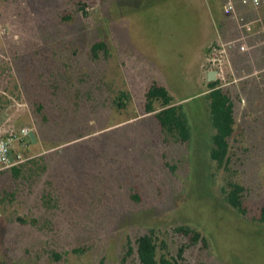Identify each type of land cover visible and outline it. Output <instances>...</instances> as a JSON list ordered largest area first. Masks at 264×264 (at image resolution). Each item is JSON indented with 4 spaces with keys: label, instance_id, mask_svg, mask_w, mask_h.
<instances>
[{
    "label": "rangeland",
    "instance_id": "obj_1",
    "mask_svg": "<svg viewBox=\"0 0 264 264\" xmlns=\"http://www.w3.org/2000/svg\"><path fill=\"white\" fill-rule=\"evenodd\" d=\"M206 2L0 0V95L11 101L0 138L23 128L37 137L36 144L15 141L14 165L0 171V264H139L135 240L149 233L164 246L159 257L171 260L185 247L175 264H264V74L257 65L264 53L255 52L248 72L236 71ZM243 13L262 22L254 36L264 45V6ZM99 42L107 53L95 60ZM211 71L239 97L221 165L210 158ZM50 78L57 102L39 113L31 93L51 91L29 85ZM154 82L188 114V144L165 140L154 118L160 103L145 114ZM122 91L129 99L118 107ZM56 144L77 147L35 183L14 178L12 168H27ZM230 184L245 188L243 212L226 201ZM179 228L197 232V244Z\"/></svg>",
    "mask_w": 264,
    "mask_h": 264
},
{
    "label": "trees",
    "instance_id": "obj_2",
    "mask_svg": "<svg viewBox=\"0 0 264 264\" xmlns=\"http://www.w3.org/2000/svg\"><path fill=\"white\" fill-rule=\"evenodd\" d=\"M207 3L217 29L220 32L221 36H223L222 39L224 40V44L219 45V47L223 46V49L227 51L229 59H231L235 64L236 71L242 73H246L245 71L248 72V69L251 70L250 66H253V60L257 55L255 52L262 51L264 53V45L261 44L255 37V31L258 32V30L262 29L263 27L260 20L251 19L248 13L244 14L243 12L248 10H258L260 8L251 9L237 6V17H231L224 13L223 2L221 4L222 10L220 9L217 0H207ZM221 11H223L225 19H227L228 24H230L232 27H224L221 20L225 19H222L223 17L221 16ZM239 17L243 18L245 23H252L251 31L247 34V43L251 48L250 53H242L240 51V42L238 41L241 36V31L239 29L238 23ZM253 23H257L256 28H254ZM101 50L107 53V47L105 43L99 42L95 43L92 46L93 59L97 60L99 58V53L101 52ZM257 65H259L260 73L264 74V60L260 61ZM207 86L209 93L206 95V99L208 101L209 118L214 130V134L211 140L210 158L211 160L221 165L227 158L230 144L229 140L235 132V126L237 123L236 101H239V97L233 96L228 89L222 88L218 79L216 81L209 82ZM21 87L22 90L26 89V85L23 82ZM29 87L32 90L45 89L51 91L48 94L31 93L32 96L30 100H32V105L37 108L39 113L45 110L48 106L52 105L53 101H56L58 87L54 85V81L52 78H50V80L31 84L29 85ZM128 99L129 93L127 91H122L116 98L115 104L118 107H121L126 103ZM157 103L161 104V110L154 114V118L159 125V130L165 135V140H168L169 137H171L173 140L181 144L186 145L191 142L192 128L189 122L188 114L184 111L183 105L179 101H177L176 97L167 87L154 82L150 85L145 93V114H151L156 111L155 105ZM10 104L11 101L7 97L0 95V116ZM46 121L47 118L45 119V122ZM42 132L43 130L39 129L38 137L40 135H43L41 134ZM72 135L75 134L72 133ZM71 136H69V138ZM75 136L78 138L83 137L81 135ZM42 137L43 140L46 141L45 137ZM28 140L30 141V143H32L30 138H28ZM41 142H43L42 139ZM60 146L61 144H56L53 147L49 146L44 154L30 160L31 162H29L30 164L27 168L24 166L22 167V169L17 167L12 168L11 171L13 172L14 178H21L23 180L33 179L32 182L35 183L36 180L42 174H46L48 170L53 172L55 167H57L59 164H63V153H67L68 149H74L77 147L76 144L72 145L71 148H69V146H63L62 148H60ZM59 154H61V156ZM58 155L62 159H60V157H56ZM89 155H94V152H89ZM244 191V186L239 184H230L229 192H227L226 195V201L228 202V204L233 208L239 210L240 212H243V210H245L242 207V194L244 193ZM48 196L49 194H44L43 200L46 201L48 199ZM258 218L261 223H264V206L260 209ZM177 231L181 232L186 237H189L192 245L197 244V242L199 241V234H197V232L195 231L183 228H179L177 229ZM202 243L206 247V242L202 241ZM135 249L139 264H175L178 263V259L183 258L185 252V247H181L179 248L176 257H171V260L168 259L165 255H161L159 257V251L161 249H164V246L158 245L157 240L152 233L137 237L135 240ZM74 251L76 253L81 252L80 249ZM52 255L56 260H60L62 258V255L56 252H54Z\"/></svg>",
    "mask_w": 264,
    "mask_h": 264
},
{
    "label": "built area",
    "instance_id": "obj_3",
    "mask_svg": "<svg viewBox=\"0 0 264 264\" xmlns=\"http://www.w3.org/2000/svg\"><path fill=\"white\" fill-rule=\"evenodd\" d=\"M237 6L242 8L258 9L264 6V0H225L223 5L224 13L231 17H237ZM239 29L241 36L239 38L240 51L242 53H250V47L247 43L248 33L251 31L252 23H245L243 18H238ZM223 49V46H221ZM218 62V61H217ZM32 130L29 128H23L18 133L11 132L7 137L0 138V171L13 166L11 159V147L17 140L23 138H29V134Z\"/></svg>",
    "mask_w": 264,
    "mask_h": 264
},
{
    "label": "water",
    "instance_id": "obj_4",
    "mask_svg": "<svg viewBox=\"0 0 264 264\" xmlns=\"http://www.w3.org/2000/svg\"><path fill=\"white\" fill-rule=\"evenodd\" d=\"M216 74H217V72H215V71L208 72L207 75H206V76H207V80H208L209 82H213V81H215V80H216ZM6 118H8V115H7L6 113H3V114L0 116V124H2ZM29 138H30V140H31V142H32L33 144H36V143H37V137H36V134H35L34 131H31V132H30V134H29ZM20 220H21V219H20Z\"/></svg>",
    "mask_w": 264,
    "mask_h": 264
},
{
    "label": "crops",
    "instance_id": "obj_5",
    "mask_svg": "<svg viewBox=\"0 0 264 264\" xmlns=\"http://www.w3.org/2000/svg\"><path fill=\"white\" fill-rule=\"evenodd\" d=\"M206 3H207V2H206ZM210 15H211V13H210ZM211 18H212V20H214L213 17H212V15H211ZM216 36H219L217 26H216Z\"/></svg>",
    "mask_w": 264,
    "mask_h": 264
}]
</instances>
